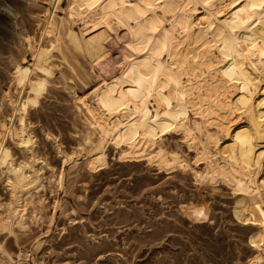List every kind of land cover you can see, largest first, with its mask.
Masks as SVG:
<instances>
[{"label": "bare ground", "instance_id": "obj_1", "mask_svg": "<svg viewBox=\"0 0 264 264\" xmlns=\"http://www.w3.org/2000/svg\"><path fill=\"white\" fill-rule=\"evenodd\" d=\"M63 1L50 0L55 11H45L39 40L26 36L33 62L15 61L17 93H5L11 114L10 126L0 121V172L11 200L0 203V234L22 227L29 207L34 214L40 210L31 194L39 177L28 117L43 106L52 87L54 52L66 63L70 55L85 56L94 71L116 24L127 35L121 74L108 79L98 73L101 83L92 104L74 99L87 131V165L93 171L105 166L111 146L123 159L185 169L182 156L163 142L181 132L206 164L202 172L194 171L195 178H219L242 196L236 218L254 227L249 247L255 256L247 264H264V63L255 59L264 52V0H66L62 9ZM7 6L0 5L9 14ZM8 138L30 157L17 159ZM71 159L66 154L64 163ZM185 211L193 221L205 222L210 209L202 200ZM0 255L19 263L1 239Z\"/></svg>", "mask_w": 264, "mask_h": 264}, {"label": "rangeland", "instance_id": "obj_2", "mask_svg": "<svg viewBox=\"0 0 264 264\" xmlns=\"http://www.w3.org/2000/svg\"><path fill=\"white\" fill-rule=\"evenodd\" d=\"M3 4L12 12L0 7V121L10 126L5 93L11 97L17 93L14 63L25 59L31 65L26 36L39 40L45 11L55 8L50 0H0ZM66 7L64 0L61 8ZM62 9L56 11L58 17L65 15ZM80 28L78 23L75 29ZM113 28L104 59L94 71L85 56L65 52L71 56L69 65V59L60 62L54 52L57 69L49 89L53 88L43 108L31 110L28 117L29 132L36 137L34 168L39 177V187L31 194L40 210L34 214L29 207L22 227L1 232L4 250L18 264H247L255 256L249 247L254 227L236 218L242 196L219 178L202 182L195 178L194 171L202 172L206 164L181 132L167 135L163 142L182 156L185 169L123 159L111 146L105 166L93 171L87 165V131L74 99L77 95L92 104V92L101 83L98 73L108 79L121 74L127 35L116 24ZM262 54L258 51L255 59L263 64ZM7 144L17 159L30 157L10 138ZM66 154L72 159L64 163ZM10 200L0 172V203ZM202 200L209 206V218L193 221L186 206ZM1 212L0 208V217ZM0 264L11 263L0 255Z\"/></svg>", "mask_w": 264, "mask_h": 264}, {"label": "snow or ice", "instance_id": "obj_3", "mask_svg": "<svg viewBox=\"0 0 264 264\" xmlns=\"http://www.w3.org/2000/svg\"><path fill=\"white\" fill-rule=\"evenodd\" d=\"M199 215H203V213H200Z\"/></svg>", "mask_w": 264, "mask_h": 264}]
</instances>
